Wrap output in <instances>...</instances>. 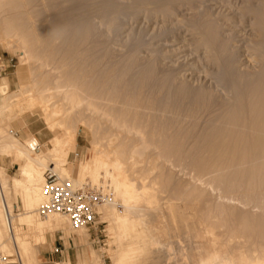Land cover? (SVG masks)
<instances>
[{
	"label": "rangeland",
	"instance_id": "1",
	"mask_svg": "<svg viewBox=\"0 0 264 264\" xmlns=\"http://www.w3.org/2000/svg\"><path fill=\"white\" fill-rule=\"evenodd\" d=\"M59 1L54 8L47 0H0V31H3L1 28L5 25L2 19L10 17V25L17 29L21 37L26 38L29 49L39 53L45 61V64H41L38 60L41 61V57L30 51L32 55L38 56L37 60L31 58L25 64L21 63L19 39L13 37V41L8 44L7 40L0 39V60L4 64L0 72V85L7 84L9 94L18 93L21 82L28 84L24 90L42 88L43 96H47L45 99L50 101L49 105L60 109L57 118L61 117L68 126L73 127L81 118L86 119V115L80 114L79 109L72 112L66 110L67 104H64L66 101L63 97L65 86L62 87L61 83L67 84L68 80L77 82L88 79V75L90 78L98 76L91 87L95 83L110 86L119 77H112L109 70L119 69L117 71L122 72L136 68L143 72L139 81L144 85L148 81V74L162 67L167 73L165 79L174 87L172 92L176 95L180 93L179 98L185 93L180 100L185 97L187 103H178L180 107L177 105L179 111L176 109V112L170 109L171 100L165 98L164 94L162 99L156 101L150 96L145 97L141 89L139 93L131 90L127 82L121 88L113 87V92L116 91L112 92V99L116 101V107L125 108H122L124 113L117 108L113 112L115 115L111 114L110 117L100 116L102 119H98L95 116L94 122H91L93 131L80 127L74 149L68 156L66 167L73 165L72 175L76 177V167L88 153L93 141L101 139V143L108 138H116L115 143L113 141L115 145L108 149L121 157L126 175L137 187L145 186L153 193V207L148 209L143 204L140 212L147 218L142 219L146 225L144 230L149 232L146 234H150L147 235L148 243L152 241L150 251L146 255L137 256L135 264L194 262L196 243L205 241L203 237L197 239L195 229L193 233L192 225H198L199 222L201 226L204 224L202 228L200 224L194 225V228L202 231L207 222L212 226V231L215 228L213 233L218 234L215 235L220 242L219 246L226 247L228 253L242 252L248 260H254L255 257L263 260L264 51L259 52L263 48L254 29L262 25L257 17L262 0H106V4L98 7L102 16L94 20L93 17L89 19L88 16L79 15L83 13L80 3ZM63 19L67 21L63 23ZM141 41L139 46L136 45ZM255 54L259 56L256 58ZM230 55L237 61H223ZM221 61L223 64L228 63V74L235 76L239 84L245 87L242 89L244 94L236 97L242 96L243 101L232 104L231 108L233 98L224 94L218 85L223 81V74L219 75ZM53 86H60L63 90ZM136 93L140 94L141 100L135 98ZM131 94L133 97L128 98L135 99L128 103L124 101L126 106L121 104ZM104 98L106 100H101L102 107H106L104 101L107 102L109 97ZM195 101L200 102L199 106L194 107ZM213 104L217 112H228L229 123L226 127L211 121L216 113H206L211 111ZM17 110L14 108L16 116L8 125L12 135L19 141L33 138L37 141V149L47 151L50 139L54 135L59 136L61 132L46 128L39 108L21 113ZM117 113L119 117L128 120L127 124L130 119L131 125L137 127L136 132H124L117 129L115 124L112 126L109 118L112 122V116L116 118ZM3 154L0 153V166L10 178L15 175L18 164ZM20 195L12 192L11 196L14 225L18 226L15 233L20 238L26 236L27 240H33L36 232L27 225L17 223L18 215L23 213ZM184 206L187 208L183 210ZM168 208L172 210L171 213ZM117 209L121 211L122 207L118 205ZM195 214V217L191 216ZM190 216L192 218L189 221ZM172 217L176 221L171 220L170 225L167 220ZM99 220L102 224L98 227L105 229L103 233L91 227L72 234L67 222H63L60 229L46 233V242L38 254L37 264H65L64 261L68 259L70 264H113L109 255L110 249H117V245L112 244L115 243L113 221L104 220L102 213ZM169 225L175 229L181 227V233L179 229H176L179 234L172 231ZM182 228L193 232L191 234ZM82 230L86 236L83 234L81 237ZM190 234H194V237ZM150 236L154 237L151 239ZM185 242L190 245L193 243V252ZM55 247H61L62 252H55ZM90 252L94 253L95 261H91ZM6 255L12 256L8 259L11 264H18L15 254Z\"/></svg>",
	"mask_w": 264,
	"mask_h": 264
},
{
	"label": "bare ground",
	"instance_id": "2",
	"mask_svg": "<svg viewBox=\"0 0 264 264\" xmlns=\"http://www.w3.org/2000/svg\"><path fill=\"white\" fill-rule=\"evenodd\" d=\"M47 1L48 2L50 1L51 5H53L54 8L57 7L59 2H60L59 0H47ZM70 1L71 2H78L82 5L83 10H81V11L83 13H80L79 14L80 16H84V17L88 16L89 19L93 17L92 20H94L96 18H99L98 16H100V17L102 16V13L99 12L100 10H98V7L101 6L103 3H105L106 0H62V2H70ZM62 2H61V4H62ZM260 3H261V8L259 9L260 13H257L258 14L257 17H259V19L262 21V23H261L262 25H259V26L255 27L254 29H255L256 34L259 37L260 42L262 44L260 46L263 49H261V51H259L260 53H262L264 51V0H262V2H260ZM102 11H103V9H102ZM99 14H101V15H99ZM150 16H148V17H150ZM9 18L10 17H4V19H2V21H3L2 23L5 24L4 25L5 27L2 26V28H1V29H3V31L2 30L0 31V39L1 40H7V44L9 42L13 41V37H17L19 39L18 40L19 45H20V47H19L20 48L19 60L21 63L25 64V62H28L29 59H31V58H35L37 60L36 56L39 55V53L37 54L35 51V53L37 55L34 56L35 53H33L34 51H32L31 48H30L31 50L29 49L28 41L26 40L25 37H21L18 34V31L14 26L10 25ZM62 21H64L63 23H65L67 20L63 19ZM165 36H167V35H165ZM141 43H142V41L138 42L136 45L139 46ZM26 45H27V47H26ZM27 48L29 49V52H28ZM30 51L34 55H32L30 53ZM258 56L259 55H256L255 57L257 58ZM39 57H41V56L39 55ZM36 60H33V61H36ZM38 60H39V62H41V64L43 62L45 64V61H43L44 58L42 60V57H41V61H40V59H38ZM226 60H228L229 62H234V61L236 62L237 61V59L234 60L233 56H231V55L229 57H227V59L224 58L223 61H226ZM223 61H221L220 65H219V68H220L219 75L222 76V74H223V76H222L223 81L221 82L222 84L218 83V85H220V87H221L220 90H222L224 92V94H227L231 98H233V100L231 101V104H230V108H231L232 104H234V103L237 104L238 102L243 101L242 96H240L238 98H236V97L239 94L240 95L244 94V92H242V89H244L245 87L242 86V84H239V82L235 76L228 74V73H230L229 65H228L229 62L226 61L228 63L225 62L223 64ZM39 62L37 61V64H39L38 66L40 67ZM44 64L41 65V67L44 66ZM224 68H225V70H224ZM34 69H35V67H34ZM117 70L120 71L119 69H112L111 71L109 70L110 75L112 77H114V76L119 77V79L116 81V83L114 85L112 84L110 86L109 85L99 86L95 83L96 85L94 84L95 86L93 85V87H91L92 86L91 83L95 82L99 77L94 76L93 78H90L89 75L87 76L88 79H85V80H78L77 82H75L72 79L74 82L72 80H68L67 84L65 82L63 83L64 85L61 83L62 87L63 86L66 87V88L64 87L65 90H63V88L60 86L57 87L60 84H58L59 82L58 83L56 82L58 85L56 87L55 86H53V87L58 88V89L62 88V90L64 91L63 97L66 101V103L64 102V104L65 105L67 104V108L65 107L66 110L72 112L73 110L78 111V109H79L78 112H80V114L82 113V114L86 115V119H85V117H83L84 119L81 118L80 121L75 122L76 124L73 127H72V125L68 126L67 125L68 123L66 124L65 120L60 119L61 117L59 119L57 118L60 115V109H58V106L56 108V106H54V105H53L54 107H51V105H49L48 102H50V101L45 99L47 96L46 97L43 96L42 88H41V90L38 89L39 87L35 90H31L30 88H29L30 90H28V89L24 90V87L28 88V87H26V85H28V84L21 82V83H19L20 84L19 92L9 94L8 88L6 86L7 84L6 85H0V153H4L6 156L11 157L12 160L16 164H18V168L16 170L15 175L13 174V176H11L10 178L7 176L6 172L4 171V168L0 166V251H2L5 255L6 254H9V255L15 254L17 256V259H18V264H37V261L39 260L38 254L41 252L42 246L46 242V233H49L50 231L52 232L55 229L56 230L60 229L61 224L63 222H67V219L65 217L62 218V217H60V215L58 217L57 214L47 215V216L43 217V219L42 218L39 219L41 216L38 218L37 209L43 200V184L45 182V177L43 176V174H44V171H47V170L50 171L51 173H53L54 175H56L60 179H68L74 187H78V186H81L83 184H86V179H88L87 183L90 184L94 188H101L102 190L109 189V191L112 194V197L108 202H106L105 204L100 206L99 213H102V217L104 220H110L111 219L113 221V232L115 233V243L113 242L112 244L117 245L116 250L110 249V252H109L110 258L113 260V264H135L137 256H143V255H146L147 253H149V251H150L149 245H151L150 242H152V241L150 240L149 241L150 244L148 243L147 237L150 234H146V232L148 230L147 231H145L146 229L144 230V228H146L145 227L146 225L144 224V219H142V218H145V214L140 213V212L142 209L141 205H143V204L148 209L152 208L153 207L152 205L155 203V198H154L153 193H151L149 190H147L148 188L146 189L145 186H141L139 188V187H137V185H135V183L131 179L128 178V175H126L127 173L125 171V167L123 168V166H122L123 164H122V160L120 159L121 157L119 158V155H117L116 152H112L108 149V148L115 145L114 143H115L116 138H114V139L108 138L107 140H105L106 142H103V141L101 142L102 144L105 143L103 145H106L105 146L106 149L99 142V141H101V139L99 141H93L91 143V147H90L88 153L86 154L84 159H82L80 161L79 165L76 167V169H77L76 177H73V175H72L73 165L72 166L70 165L68 168L66 167L67 162H68L69 153L72 152V150L74 149L75 141H76V134H77V131L80 129V127H82L83 129H85L87 131H90L93 128L92 127L93 124H91V122H94L93 119L95 116L98 117V119L100 116H104V117L109 116L110 117V115L111 114L113 115L114 114L113 112L117 110L118 106L116 107V104H115L116 101H114V99H112L113 98L112 92H113L115 87L121 88L127 82L128 85L130 86L131 90H135V91H137V93H139L138 90L141 89L140 91L142 92V94L145 97L150 96L151 99L153 98L154 100L157 101V100L162 99L165 96V98H168L171 100V101L168 100V102L169 101L171 102L169 104L170 109L171 110L175 109V111H176V109H178V111H179V108H177L178 103L182 104V105H183V103L185 104V102L187 103V101L185 100V97H184V100H180V98H182L183 95H185V93L181 94L180 98H179L178 95L180 93L178 95H176L177 93L174 94L172 92L174 90V87L171 84V82L168 81L167 78L165 79V77L167 76L166 75L167 73H166V70L163 69L162 67H158L156 70L155 69L152 70L151 73L148 74L149 75V78L147 79L148 81L144 85H141L142 82L139 81V78L141 77L140 75L143 73V72L141 73L142 70L136 69V68H130V69H127V70L122 71V72H118ZM23 72H25V71H23ZM19 80H21V79H19ZM117 82L119 84H117ZM120 83H121V85H120ZM218 85H216V86H218ZM43 90H44V88H43ZM55 90L60 91L57 89H55ZM161 90H162V92H161ZM115 91L113 93H115ZM163 91H164V93H163ZM141 92H140V94H141ZM61 93L63 95V92H61ZM137 93L135 95V98H137V99L139 98L138 100H141L140 94L138 95ZM163 94H164V96H163ZM59 95H60V92H59ZM143 95H141V96H143ZM105 96L109 97V98H107L108 99L107 102L110 103V105L107 104L106 101H104L106 104L105 105L106 107H102L103 105L101 104V100H106L104 98ZM128 97H133V96H132V94L127 95V97L125 99H123V101L121 100L122 101L121 104H124L123 103L124 101L128 103L129 101H133L132 99H135V98H128ZM61 98H62V96H61ZM150 98H149V100H151ZM188 98L189 97H187V100H188ZM49 100H51V99H49ZM189 102L190 101H188V103ZM194 104H192V105H194V107H197V106H199L200 102L195 101ZM107 105H109V106H107ZM124 106H126V105L124 104ZM186 106H187V104H186ZM151 107H149V108L151 109ZM178 107H180V105H178ZM14 108H17L18 109L17 111H19V113L25 112L27 110H32L34 108L35 109L39 108L40 111L42 112V115L44 116L46 128L50 131H54L57 129L61 132V133L59 132L60 133L59 136L54 135L50 139L47 151H42V150L37 149L38 148V147H36V145H38L37 141L33 138L32 139L31 138H25L23 141H19L12 135L11 131L8 129V127H9L8 125H9V122H11V120H13L16 116V114L14 113ZM122 108H123V106L121 107V109L120 108H118V109H120V111H122V114H123L124 112H123ZM181 108L183 109V106ZM184 108H185V106H184ZM191 108H192V106H191ZM123 109H125V108H123ZM187 112H188V110H187ZM118 113H119V110H118ZM118 113H117V115H118ZM206 113H208L210 115L211 114L214 115L216 113L214 116H212L213 120L211 119V121H213V123H215V124H219L221 126L226 127L227 124L229 123L228 122V112H226L225 110L221 111V112H217V110L215 108V104H213L211 106V111L206 112ZM206 113L204 112V115ZM181 115H182V113H181ZM204 117H203V119L206 118V117L205 118ZM116 118H118V119L120 118V119L118 120ZM116 118L115 117L113 118V116H112V118H111V119H113L112 122L109 118V122L112 123V126H114L113 124H115L116 125L115 127L117 129L118 128L122 129L124 132L125 131H127V132L133 131V133H134V130L136 132L135 128H137V127L134 128L131 125L132 123H131L130 119H129L130 124L129 123L127 124L128 120H125L126 118L124 119L122 117H119V115L116 116ZM103 119H105V118H103ZM106 120H108V119H106ZM96 122H97V120H96ZM101 122H102V120H101ZM103 122H104V120H103ZM135 125H136V123H135ZM263 126L264 125L262 124V127ZM138 129H139V127H138ZM92 131H93V129H92ZM113 141H114V143H113ZM116 151H118V150H116ZM220 171H219V173H220ZM219 173H218V177H219ZM12 192L13 193H16V192L21 193L20 198L22 201V207H23L22 212L23 213L18 215L17 223L19 225H22V224H24L25 226L27 225V227L29 226L30 229H32L34 232H36L35 239H33L31 237V239H33V240H27V238H25L26 236L24 238H20V237H18V233H15L16 228L18 226L14 225V215L12 214V212H13V205L11 202ZM172 204L174 205V203H172ZM118 205H120L122 207L121 211H119L117 209ZM150 206H152V207H150ZM185 208H187V207L184 206L183 210ZM176 210H178L177 207H176ZM179 210H180V208H179ZM168 211L170 212L172 210L169 209ZM165 212H166V210H165ZM157 216H156V218H157ZM166 216H171V215L167 214ZM176 216H178V215H176ZM181 216L183 217V215H181ZM191 216L195 217L196 214L191 215ZM191 216H190V219L188 218L189 221L192 218ZM173 217L170 220H167V221H169L168 223H170V225L172 223V222H170L171 220L176 221L175 219H173ZM197 217H199V215ZM200 217H201V215H200ZM175 218H177V217H175ZM145 219H147V218H145ZM168 219H169V217H168ZM199 220H201V219H199ZM203 220H204V218H203ZM189 221H187L185 223H188ZM191 222H193V221H191ZM147 223H148V221H147ZM193 223H195V222H193ZM202 223H205V221ZM206 223H205L206 226L202 229V231L199 228L198 229L194 228L195 224L192 225L190 223L193 226V231H194V229L196 231L195 236H197V239H198V237H203L202 239L205 238V241H203V243L202 242L201 243L195 242L196 245L194 244L195 245V255L193 257L195 258V260H194V262L192 261L193 264H264V259L263 260H260L261 258L255 259L256 258L255 257L254 260H248V257L245 255V253H242V252L241 253L240 252L239 253L233 252L232 254H231V252L228 253V251L226 250L227 249L226 247L222 248L221 247L222 245L219 246L220 242L217 241L218 238L216 236L218 234L215 233L216 234L215 235L213 233L215 228L212 231V228H211L212 226L210 227V225L208 223L207 224L209 226H207ZM148 224H151V223H148ZM176 224H177V222H176ZM176 224H172V225L176 226ZM199 224H200V222H199ZM170 225H169V227L172 228ZM186 225H188V224H186ZM198 225H195V226H198ZM203 225L204 224H202V226ZM180 226H182L181 222H180ZM183 226H184V224H183ZM202 226L200 224V228H202ZM160 228H162V227H160ZM180 228H178V229H179V232L181 233ZM190 228H192V227H190ZM167 229H169V228H167ZM172 229H173L172 231L178 230L177 228H176L177 229L176 230L174 226ZM183 230L186 231V229H183ZM188 231H186V232H188ZM195 231L193 233H195ZM179 232L177 231V234H179ZM190 232L191 231H189V233ZM192 232H191V234H192ZM147 233H149V232H147ZM83 234H85V236H86V233L82 230L81 237L84 236ZM168 235H169V233H168ZM185 235L188 236L189 234L188 235L185 234ZM152 237H154V236H152ZM152 237L150 236L151 239H152ZM192 237H194V234ZM163 238H165V236ZM156 239H158V238H156ZM182 239H183V237H182ZM184 239H187V237ZM192 240H193V238L190 241H192ZM190 241H188V242H190ZM186 244H187V246L190 245L189 243H186ZM191 245L193 246V243ZM191 245L188 247H191ZM191 249H193V250H191ZM191 249H190L191 252H193L194 247L193 248L191 247ZM90 258H91V261L96 260L94 253L90 252ZM192 258H190V259L193 260ZM68 260L64 261V263L70 264V262ZM190 262L191 261H189L188 264ZM192 263H190V264H192ZM56 264H59V263H56Z\"/></svg>",
	"mask_w": 264,
	"mask_h": 264
},
{
	"label": "built area",
	"instance_id": "3",
	"mask_svg": "<svg viewBox=\"0 0 264 264\" xmlns=\"http://www.w3.org/2000/svg\"><path fill=\"white\" fill-rule=\"evenodd\" d=\"M3 68L4 64L0 60V72ZM44 175L43 200L37 209L39 216L57 214L65 217L72 234L91 227L98 228L99 233L104 232V228L98 227L99 208L111 199L112 194L109 189L93 188L88 184L74 187L68 179H60L50 171H45ZM53 250L62 252L61 247H55ZM11 257L0 251V264H11L8 260Z\"/></svg>",
	"mask_w": 264,
	"mask_h": 264
},
{
	"label": "crops",
	"instance_id": "4",
	"mask_svg": "<svg viewBox=\"0 0 264 264\" xmlns=\"http://www.w3.org/2000/svg\"><path fill=\"white\" fill-rule=\"evenodd\" d=\"M81 264V263H80Z\"/></svg>",
	"mask_w": 264,
	"mask_h": 264
}]
</instances>
